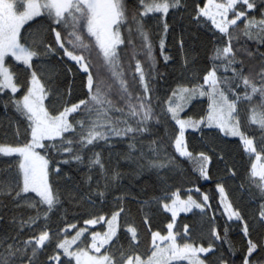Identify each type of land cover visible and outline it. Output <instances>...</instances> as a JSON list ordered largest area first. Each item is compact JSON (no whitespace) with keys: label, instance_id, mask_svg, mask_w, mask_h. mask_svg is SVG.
<instances>
[{"label":"snow or ice","instance_id":"obj_1","mask_svg":"<svg viewBox=\"0 0 264 264\" xmlns=\"http://www.w3.org/2000/svg\"><path fill=\"white\" fill-rule=\"evenodd\" d=\"M169 16L171 83L148 30L167 67ZM185 34L207 37L203 66ZM0 108V208L17 210L0 264H237L233 227L239 264H264V0H0ZM185 161L197 196L171 182Z\"/></svg>","mask_w":264,"mask_h":264},{"label":"trees","instance_id":"obj_2","mask_svg":"<svg viewBox=\"0 0 264 264\" xmlns=\"http://www.w3.org/2000/svg\"><path fill=\"white\" fill-rule=\"evenodd\" d=\"M169 23L174 24L175 28L174 31L170 32L168 37H167V52L169 55L172 56V60L169 62V65L167 67L164 66L162 58L159 56V41H158V36L160 34L159 32V27H158V22L156 20H152L149 24V31L152 34V39L155 44L154 48V54L156 55L158 59V68L161 72L167 74L169 82L171 83L174 78H179L181 76V65H182V55L179 49V44H178V39H179V33L182 28L185 27V25L181 22L179 19V16L176 17L175 20L171 16L168 17ZM210 35V33L208 34ZM185 47L186 49L191 52L193 49L196 50V53L198 54V60L200 62V65L203 66L204 60L206 57L204 56V49H203V43L206 42L207 37L204 35L197 36L195 34H185ZM71 79V78H69ZM79 78L76 80V84L74 85L75 88V94L79 95L80 94V86H79ZM4 119V113L3 109L0 108V120ZM189 142H190V149H195L197 151L203 150L204 149V144L200 141L199 136L196 135H190L188 137ZM145 145H147V141L144 142ZM119 147H124V145H120ZM232 155H235L233 153ZM238 160V157H237ZM232 160H229V163H231ZM183 171L186 173L185 176L175 179L174 181H171L178 187L181 191V193L186 197L188 194V190L192 189V194L194 196H197L198 194L195 193V187L198 186L197 181H196V173L193 172V165L191 163H188L187 161L184 162L183 164ZM223 163H217L213 162L212 166V172H213V177L217 178L223 171ZM153 182L155 181V177L152 178ZM125 184H128V180L125 179L124 181ZM239 184L240 181L236 180L235 182L233 181H228L227 183V188L229 192V196L232 199V202L236 204L238 207H241L245 210V214L250 216L252 212V198L248 195L247 191H241L239 190ZM199 185H203L202 191L204 192H213L215 189L214 184H207L204 181H199ZM136 191H139V187L135 188ZM216 203L214 202L213 207H216ZM14 211H17L13 209V206L11 203H8L7 208H0V212L4 213L6 216H11ZM222 211V209L220 210ZM211 216V213H209ZM217 217H219V212H217ZM181 221V225L183 223H188L190 225H195L196 228H199V221L198 217L192 216L191 214H188L185 216V214H181V217L178 218ZM223 220H219V223L222 225ZM207 227V226H205ZM221 233L223 232V228L221 227L220 229ZM264 231L261 229H256V231L253 233L254 237L257 234V232ZM240 233L238 229H235L233 227V230L231 232V236L234 238V242L236 243V250H237V257H234L233 259H236L237 264H239L238 260V255H239V240H240Z\"/></svg>","mask_w":264,"mask_h":264}]
</instances>
